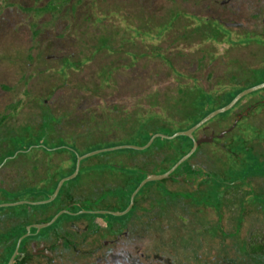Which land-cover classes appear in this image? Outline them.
Returning <instances> with one entry per match:
<instances>
[{
	"label": "rangeland",
	"instance_id": "374dc122",
	"mask_svg": "<svg viewBox=\"0 0 264 264\" xmlns=\"http://www.w3.org/2000/svg\"><path fill=\"white\" fill-rule=\"evenodd\" d=\"M220 2L69 0L59 6L55 0H0V163L10 155V149L33 145L22 144L20 133L9 130H40L43 117L55 125V136L63 137L42 143L47 149L71 148L77 133V144L87 148L95 141L122 139L126 137L125 126L111 129L113 121H130L136 116L135 110L147 109L155 99L158 105L153 111H159L166 98L169 101L165 103H172L186 82L178 75L189 82L194 77L205 91H212L209 95L226 98L255 84L260 74L253 71L264 66V48L246 44L245 33L257 35L264 27V0H236L233 15L224 14ZM217 13L223 15V21L233 23L229 38L214 42L191 34V30L199 29L195 16L204 19ZM200 50L206 51L205 57ZM167 62L183 75L176 76ZM263 91L243 97L246 99L237 110L264 98ZM235 119L236 111L229 120L211 124L198 136L217 135ZM252 123L263 127L264 117H255ZM218 147L212 144L213 150L219 151ZM34 154L29 163L44 171V153L39 150ZM108 159L132 164L126 156L96 158L91 163ZM49 160L52 167L70 164L65 154L52 155ZM2 165L0 188L8 192H16L38 178L31 175V166L23 159L15 163L5 159ZM191 188V184L169 180L149 182L135 197L134 214L139 222L156 224V238L171 240L173 264H221L229 250V218L226 214L221 220L224 228L215 232L216 213L203 209L204 204L213 205L211 190H195L193 194ZM0 210L7 215L11 212L9 207ZM124 218L112 216L119 221ZM157 224L163 226L158 228Z\"/></svg>",
	"mask_w": 264,
	"mask_h": 264
},
{
	"label": "trees",
	"instance_id": "16d2710c",
	"mask_svg": "<svg viewBox=\"0 0 264 264\" xmlns=\"http://www.w3.org/2000/svg\"><path fill=\"white\" fill-rule=\"evenodd\" d=\"M190 32L193 35H202L209 41L214 42H219L221 40L220 38H229L231 36V33H224L212 25L204 26L201 28V30L200 27L199 29L195 28ZM258 34V36L253 35L249 31L248 33H245V36L248 37L246 44L253 43L264 48V27ZM256 37H259L261 41H257V39H255ZM210 52L212 53V51ZM200 53L202 54V58L204 55H206V51L204 50H200ZM162 60L166 59H163L162 57ZM167 64L169 65L170 69L173 70L176 76L178 74L183 75V73L179 72L171 63L167 62ZM254 72L260 74V77L258 78V81L250 87L264 82V66L254 70L253 74ZM177 77L179 79L186 80V82L182 85V87H180V89H178V92L176 96H174L172 103H169V105L165 103L168 102L169 99L166 98V94L164 93V95H162L165 96L166 99L165 102H161V104H159L161 105L158 107L159 111H153L154 107H157L156 105H158L157 100L155 99L152 101V104H150L151 109L148 107L147 109L144 108L145 110L143 108H141V110H135L137 112L135 113L136 116L133 117L134 119L132 118L130 121H113L111 129L116 130L121 125H124L126 129V137L116 141H95L93 146L87 148L83 144L81 146L77 144L79 137L77 133V138L71 148L53 146L50 149H47L42 146V143H45V141L53 143L58 138L63 137L58 135L55 136V125L48 124L49 122L45 117L42 119L40 130L27 132L23 129V127H20L19 130H9L13 132V134L16 132L20 133L22 144L26 143L30 145L31 143L33 145L28 146L26 149L24 147L10 149L8 153L10 155L2 159V162L0 163V169L3 167L2 164L5 159H11L13 163L23 159L25 164L31 166V172L29 171L31 175L35 174V176H38V178L36 179L34 177L36 179L35 182L33 181L32 184L25 185V187L13 193L0 188V194L2 196L0 203H15L22 201L39 202L47 200L49 195H52L55 192L60 180L71 175L75 171L78 157L96 150L119 145L144 146L150 141L153 135L165 134L172 136L177 132L189 130L213 111L228 105L239 94V92L234 93L228 98L223 97L222 94V96H211L208 93L212 91H205L199 85V81L196 78L192 77L191 81L189 82L188 78L184 75L183 77L179 75ZM193 79H196L197 81L195 84L192 81ZM245 99L246 98H242L231 110L219 114L211 121L203 125L194 133L195 137L197 139L200 138L198 133L200 131H204L211 124L217 122L219 123V121H227L231 118L235 111L236 113L243 111L244 108L240 110L237 109L241 106ZM260 99L264 98L261 97ZM260 109H264V105L260 106ZM169 110H173V114H167ZM249 125L258 127L254 123L243 119L239 122L237 128L233 132L225 135L224 139H216V141L213 143L206 142L201 144L197 151L190 157V159L184 162L174 172V175L180 176L182 175L186 166L190 165L191 163H198V165L208 170L211 174L224 175L230 180L238 178L239 176L243 178L250 175L260 176L263 173L261 168L264 164V155L262 152L264 150V134H262V131L258 129L253 130L252 133L250 130L243 129V127ZM27 126L28 125L24 126V128ZM228 128L229 127L226 129ZM107 132L109 133L110 131L107 130L106 133ZM221 132H219L217 135H219ZM4 141L5 140L1 139L3 144H5ZM3 144L1 148L6 149L7 146H3ZM212 144H217L219 146V151H217V149L213 150ZM192 146L193 140L187 136H179L173 139H163L158 137L149 148L143 151L122 149L112 152H104L94 157L87 158L82 162L79 174L74 179L66 182L63 185L59 195L54 201L48 204H36L35 206H12L9 207L11 212L8 215L7 212H0V222L2 223L0 230V240L5 238L6 235H9L13 238L14 243H17L18 239L26 232V229H21L18 227V224L22 220H27L28 223L48 222L63 209H68L69 213L61 216L58 219V222L68 220L71 218L70 213L72 210L79 209L78 207L69 208V205L82 201L84 195L88 191L95 195H101L102 188H100V186L104 183L105 176H109L108 184H110L112 187L108 188V196L111 197L113 195L114 197V192L116 191L124 194L125 202L121 207V210L124 211L130 204L132 193L148 174H161L167 172L191 150ZM39 150L44 153V163L47 165V167L44 168V171L42 172L39 171L41 167L36 165L34 166L31 165L32 163H29V161L32 160V157L35 155L34 152ZM29 152L31 155L27 158L26 156ZM57 154L67 155L70 164L65 166L62 162L61 164H57L52 167V165L49 163V158L52 155ZM199 155H203L204 158H199ZM116 156H126L128 159H131L132 164H117L116 162H113L109 159L102 160L97 164L91 163V161L96 158ZM194 171L195 170H193V172ZM117 175L118 178H113ZM206 190H211V197H213L214 200L213 203L216 200H222L223 193L217 188H206ZM190 191L193 194L195 193L193 187L190 189ZM83 205V208L89 210H97L103 207L100 202L98 204H93L91 201H86ZM204 206L211 205L204 204ZM135 207L136 206H134L132 211H134ZM33 231L36 232L37 229H33ZM251 250L253 251L251 253V264H264V262L259 258L260 252L258 250L260 249L253 245Z\"/></svg>",
	"mask_w": 264,
	"mask_h": 264
},
{
	"label": "flooded vegetation",
	"instance_id": "af4514ba",
	"mask_svg": "<svg viewBox=\"0 0 264 264\" xmlns=\"http://www.w3.org/2000/svg\"><path fill=\"white\" fill-rule=\"evenodd\" d=\"M55 1H58L59 6H64L69 0ZM234 1L236 0H221L219 6L225 10L224 14H236L234 10L236 11L237 8ZM257 6L255 5V8ZM241 9L242 7L239 6L238 10ZM60 10L58 9L59 13ZM213 10L210 11L213 12ZM260 11L261 9H258V12ZM74 15L73 13L72 16ZM222 16L221 13H217L214 17L206 16L204 19L195 16L199 23L196 27L203 28L212 25L224 33H231L233 23L223 21ZM263 105L264 99L255 100L246 109L237 112L236 118L243 114L239 122L243 119L252 122L255 117H264V109L255 110ZM247 110L248 113L244 114ZM263 128L264 126L253 125L243 127L245 130L258 129L261 131L264 130ZM262 152L264 155V150ZM191 164L184 168L182 175L177 176L182 177L181 181L174 179L169 181L186 186L191 184L192 187L196 185L197 188L194 190L201 193L210 187L217 188L223 193L221 201L216 200L211 206H203V209H211L217 215V221L212 226L215 232L224 228L222 221L226 214L229 218L228 225L231 229L228 233L229 250L224 253L221 264H251L253 245L260 249L258 250L259 258L264 262V164L261 168L263 173L260 176L250 175L244 178L239 176L232 180L224 175L210 172L194 171L196 172L194 173ZM108 177H104V183L100 186L101 195L88 191L82 201L69 205V208L78 207L79 209L72 210L71 218L66 221L58 222L57 220L51 226L34 232L33 229L36 228L33 225L39 223H28L27 220H22L18 227L26 229L25 234L29 232V227L31 230L19 246L20 238L17 243H14L9 235L0 240V264H8L17 249L19 254L15 257L14 264H173L169 253L171 240L156 238L154 222H139L133 209L123 215L125 218L122 221L112 219V214L101 213V211L121 212L123 211L121 207L125 202L124 194L118 191L114 192V197L113 195L108 196V188H112L108 184ZM115 177L118 178V175L113 178ZM86 201H91L93 204L100 202L103 207L97 210L83 208ZM22 202L32 203L23 205L35 206L41 201ZM159 226L161 228L163 224H157L158 228ZM166 228V226L163 227V229ZM157 250H162L163 254L157 253ZM32 252L35 253L31 254ZM203 264H209V262L204 261Z\"/></svg>",
	"mask_w": 264,
	"mask_h": 264
},
{
	"label": "water",
	"instance_id": "95a60500",
	"mask_svg": "<svg viewBox=\"0 0 264 264\" xmlns=\"http://www.w3.org/2000/svg\"><path fill=\"white\" fill-rule=\"evenodd\" d=\"M262 89H264V82L261 83V84H258L256 86H253V87H250V88L244 90L243 92L239 93L228 105H226L224 107H221V108L213 111L212 113H210L209 115H207L204 119H202L198 124H196L194 127H192L189 130L177 132V133H175L172 136H168V135H165V134H156V135H153L152 138L150 139V141L146 145H144V146H137V145H119V146H115V147H109V148H104V149L96 150V151H93V152H90V153H87V154H85L83 156L78 157L75 171L71 175H69V176L63 178L62 180H60V182H59V184H58L55 192L52 195H49V197H48L47 200L41 201V202H39L37 204H47V203H50V202L54 201L57 198V196L59 195V192L62 189L63 185L66 182L74 179L79 174V172L81 170V164L87 158L94 157V156L99 155V154L104 153V152H112V151L122 150V149H133V150H137V151H143V150H146L147 148H149L153 144V142L155 141V139L158 138V137L159 138H163V139H173V138H176V137H179V136H187V137H190L193 140V146H192L191 150L187 154H185L167 172L161 173V174H158V173H150V174H148L146 176V178L136 188V190L132 193L131 200H130V204H129V206L124 211H121V212H111V211L103 212V211H101V213H104V214H112V215H115V216H123V215L129 213L133 209V207L135 205V197H136V195L140 192V190L147 183L153 182V181L170 180V179H174L176 181H181L182 180V177L175 176L174 175V172L184 162H186L187 160L190 159V157L197 151V149L199 148V146L201 144L206 143V142L211 143L215 139L222 140V139H224V137H225L226 134H229V133L233 132L235 130L236 126L238 125L239 120L242 118L243 114L240 115V116H238L235 119L234 123L228 129L222 131L217 136H204V137H201V138H198L197 139L195 137L194 133L198 129H200L203 125H205L207 122L211 121L213 118H215L219 114H222V113H225V112L231 110L246 95H248L250 93H253L255 91H258V90H262ZM246 113H248V110L244 114H246ZM191 166H192L193 170H195V171H201L203 173H209L208 170L204 169L202 166H200L198 164H191ZM25 203H29V202L4 203V204H1L0 205V208L1 207L18 206V205H23ZM29 204H32V203H29ZM67 213H69V210L68 209H63L59 213H57L50 221L44 222V223L35 224V225H33V227L36 228L38 231H40L42 228H46V227L51 226L62 215L67 214ZM30 230H31V227L28 228V231L29 232H30ZM29 232L26 233L25 235H23L22 237H20L18 246L20 245L22 239L25 238L26 236H28ZM33 253H35V252H32L31 254H33ZM18 254H19V252H18V249H17L8 264H14L16 262L15 257Z\"/></svg>",
	"mask_w": 264,
	"mask_h": 264
}]
</instances>
